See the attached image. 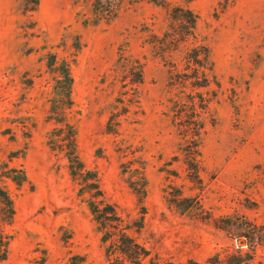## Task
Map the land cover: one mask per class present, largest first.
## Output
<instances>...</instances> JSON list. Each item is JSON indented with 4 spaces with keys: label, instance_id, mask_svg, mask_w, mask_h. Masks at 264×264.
Segmentation results:
<instances>
[{
    "label": "rangeland",
    "instance_id": "rangeland-1",
    "mask_svg": "<svg viewBox=\"0 0 264 264\" xmlns=\"http://www.w3.org/2000/svg\"><path fill=\"white\" fill-rule=\"evenodd\" d=\"M113 1L115 17L107 0H0V185L14 204L0 264H107L89 210L100 199L142 218L132 234L161 261L212 264L252 244L246 264H264L261 239L244 235L264 224V0H167L196 17L178 50L158 47L171 11ZM196 45L213 62L200 86L184 69Z\"/></svg>",
    "mask_w": 264,
    "mask_h": 264
},
{
    "label": "trees",
    "instance_id": "trees-1",
    "mask_svg": "<svg viewBox=\"0 0 264 264\" xmlns=\"http://www.w3.org/2000/svg\"><path fill=\"white\" fill-rule=\"evenodd\" d=\"M107 9L112 17L117 14V8L113 0H107ZM113 1V2H111ZM161 6L167 11H171L172 25L163 37L159 38V49L178 50L189 43L190 38H195L196 17L189 8L183 6L170 7L167 0H144ZM100 4V0H94L93 5L96 7ZM170 7V10H169ZM100 12H97L99 14ZM174 22L178 24L175 26ZM185 59V68L189 72V76L195 79L194 85L200 86L209 81V75L213 70V62L210 50L207 45H196L189 48ZM142 73V69L140 71ZM141 75V74H140ZM60 90L58 99L62 104L60 114L65 115L67 101L70 99L72 87V76L69 64L63 62L61 65V77L56 81ZM195 107V104H193ZM193 125L194 131L199 133L202 127L200 115L193 109ZM64 121V120H63ZM67 130L64 134L66 143L61 148L67 151V158L71 162L70 168L74 172L73 162L79 163V170L83 167L82 162L78 159L75 150V127L68 121H64ZM192 159L196 160L195 157ZM16 172L10 177L17 185L22 184L26 180L24 170H10ZM72 172V173H73ZM93 183V182H92ZM96 183V182H94ZM96 185V184H94ZM97 187V186H96ZM99 191V190H98ZM89 210L92 218L100 232V241L104 246L107 264H172L170 262L161 261L157 254H151L150 250L132 234L133 231L139 232L143 227L142 218L124 217L118 211L114 204L106 202L104 199L89 202ZM14 216L13 199L8 190L0 185V263L7 258L8 246L12 239V235L5 230V226L11 224ZM248 240L258 236L261 239V245L264 247V224H252L248 227L244 234ZM250 251H241L240 247L234 252L226 253L223 257L215 254L211 257L212 264H246L254 257L255 248L252 244L248 245Z\"/></svg>",
    "mask_w": 264,
    "mask_h": 264
}]
</instances>
